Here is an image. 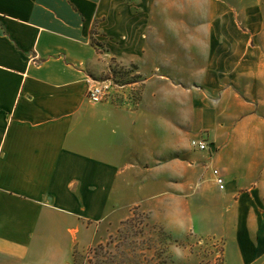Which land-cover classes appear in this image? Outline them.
Returning <instances> with one entry per match:
<instances>
[{
  "label": "crops",
  "instance_id": "crops-1",
  "mask_svg": "<svg viewBox=\"0 0 264 264\" xmlns=\"http://www.w3.org/2000/svg\"><path fill=\"white\" fill-rule=\"evenodd\" d=\"M244 1L211 0L188 48L155 12L194 0H0V264H74L110 218L190 192L224 264H264V1ZM112 62L137 101L88 98Z\"/></svg>",
  "mask_w": 264,
  "mask_h": 264
},
{
  "label": "rangeland",
  "instance_id": "rangeland-1",
  "mask_svg": "<svg viewBox=\"0 0 264 264\" xmlns=\"http://www.w3.org/2000/svg\"><path fill=\"white\" fill-rule=\"evenodd\" d=\"M194 1L185 11L171 7L159 12V15L157 11L155 12V20L165 21L172 29H182L183 22L188 23L186 30L188 38L191 37V41L187 43L188 48L196 46L194 41L198 42L199 36L205 37L208 34L211 17V0ZM223 1L236 5L245 2L244 0ZM229 9V13L234 14L239 27L246 31L245 13L242 10H234L233 7ZM195 22H197V30L189 27V24H196ZM93 41L97 46L104 47L103 43ZM113 63L110 72L95 78L112 80L126 86L115 93V101L121 102L124 99L129 101L131 96L137 101L140 93L137 82L140 75L134 73L138 66ZM210 185L216 189L211 180ZM196 191L198 192L199 189ZM206 193L210 192L206 191ZM165 197L171 207L166 217H160L163 210L162 202L146 206L138 203L121 216L106 221L105 230H98L91 245L76 247L74 264H224L225 238L213 236L208 230H201L193 220V211L189 205L198 207L203 204L193 202L191 192L182 197L176 195ZM185 202H188V209L185 207ZM153 211H160L158 218L154 217Z\"/></svg>",
  "mask_w": 264,
  "mask_h": 264
},
{
  "label": "built area",
  "instance_id": "built-area-1",
  "mask_svg": "<svg viewBox=\"0 0 264 264\" xmlns=\"http://www.w3.org/2000/svg\"><path fill=\"white\" fill-rule=\"evenodd\" d=\"M126 86L112 80H98L95 78L89 79L88 98L93 103H102L115 101V93L124 89ZM191 146L199 151L209 149V143L206 139L194 138L191 140ZM216 182L221 190L225 189V180L220 175L219 170H214Z\"/></svg>",
  "mask_w": 264,
  "mask_h": 264
}]
</instances>
